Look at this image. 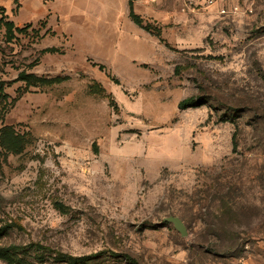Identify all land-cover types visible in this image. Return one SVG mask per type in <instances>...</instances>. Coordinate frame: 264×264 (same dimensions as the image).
<instances>
[{
  "label": "rangeland",
  "instance_id": "rangeland-1",
  "mask_svg": "<svg viewBox=\"0 0 264 264\" xmlns=\"http://www.w3.org/2000/svg\"><path fill=\"white\" fill-rule=\"evenodd\" d=\"M13 1L0 129L27 142L0 147V248L26 264H264V0H132L151 30L129 0L115 15L96 0L104 22Z\"/></svg>",
  "mask_w": 264,
  "mask_h": 264
},
{
  "label": "trees",
  "instance_id": "trees-1",
  "mask_svg": "<svg viewBox=\"0 0 264 264\" xmlns=\"http://www.w3.org/2000/svg\"><path fill=\"white\" fill-rule=\"evenodd\" d=\"M129 9L130 13L129 16L131 20H133L137 25L151 30L150 26L144 24L142 18L135 13L133 1L129 0ZM6 28V35L8 39H11L13 36V31L15 29L14 24L11 21L5 20L4 18L0 19ZM22 29H18L21 31ZM22 80L26 81L27 84L38 86L39 84H50V82L46 79L37 77L35 75H25L22 74L20 77ZM6 98V93H4V87L0 84V100ZM201 99H197L194 97L186 98L179 103L180 109H188L200 106ZM26 139L23 135L19 134L14 130L12 126H4L0 129V147L4 150L5 153H12V154H20L25 147ZM1 154V152H0ZM33 246V245H32ZM27 248L23 246H12L7 249L0 248V260H2L5 264H26L29 262V259L26 256ZM40 262H44L46 257L39 256L38 257ZM54 259L58 262H67L69 264H83V262H87L89 259H85L83 257H74V256H67V255H59V257H54ZM130 264H139L137 260L134 258L128 257L126 259Z\"/></svg>",
  "mask_w": 264,
  "mask_h": 264
},
{
  "label": "crops",
  "instance_id": "crops-1",
  "mask_svg": "<svg viewBox=\"0 0 264 264\" xmlns=\"http://www.w3.org/2000/svg\"><path fill=\"white\" fill-rule=\"evenodd\" d=\"M28 1V0H26ZM120 4L116 3L112 7L113 15L117 14L118 8H124V0H117ZM14 1L13 0H0V7L5 9V16L12 15ZM22 11L24 10V16H29L31 19H39L46 14L52 13L54 18L71 19V17H90L95 18L100 22H104L101 16L102 5L96 0H48L46 5L43 0H31L32 8L24 5V0H21ZM26 7V8H25ZM97 11V12H96ZM26 13L28 15H26ZM70 17V18H69ZM10 18V17H9ZM8 18V19H9ZM12 20V19H10ZM9 21V20H8Z\"/></svg>",
  "mask_w": 264,
  "mask_h": 264
},
{
  "label": "water",
  "instance_id": "water-1",
  "mask_svg": "<svg viewBox=\"0 0 264 264\" xmlns=\"http://www.w3.org/2000/svg\"><path fill=\"white\" fill-rule=\"evenodd\" d=\"M168 222H171L174 225V228L184 237L187 235V229L184 222L179 217H168L165 219Z\"/></svg>",
  "mask_w": 264,
  "mask_h": 264
},
{
  "label": "built area",
  "instance_id": "built-area-1",
  "mask_svg": "<svg viewBox=\"0 0 264 264\" xmlns=\"http://www.w3.org/2000/svg\"><path fill=\"white\" fill-rule=\"evenodd\" d=\"M209 2H210V4H212V3H213V1H212V0H210ZM221 13H223V14H224V13H225V10H224V9H222Z\"/></svg>",
  "mask_w": 264,
  "mask_h": 264
}]
</instances>
